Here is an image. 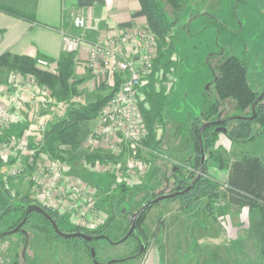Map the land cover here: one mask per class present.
I'll use <instances>...</instances> for the list:
<instances>
[{"label":"rangeland","instance_id":"obj_1","mask_svg":"<svg viewBox=\"0 0 264 264\" xmlns=\"http://www.w3.org/2000/svg\"><path fill=\"white\" fill-rule=\"evenodd\" d=\"M168 10L175 25L165 44L158 40L153 76L148 77L152 86L147 85L138 96L151 137L135 156L134 165L125 166V155L116 158L99 153L111 166L106 162L89 164L85 157L91 152L84 151L83 138L75 149L56 144L54 156L46 157L68 167L70 161L74 165L77 162L65 171V178L69 185H77L79 192L75 203L63 201L58 191L53 201L45 203L38 199L42 192L38 181L43 180L44 165L35 171L29 167L32 160L26 163L25 158H19L15 163L19 171L12 174L9 169L14 164L8 163L13 158L7 157L0 145V179L14 197V207L21 204L19 198L28 195L32 204L47 205L58 215L62 231L103 229L102 237L107 239L57 237L52 226L37 213L29 215L19 232H11L22 215L21 207L8 212L0 208V232L6 233L0 238V264H264L259 247V212L232 205L225 196L228 168L235 159L255 156L264 163L261 135L249 142H234L221 131L212 135L204 155L205 178L213 185L212 197L161 200L144 213L141 231L127 235L129 214L148 200L151 192L179 187L171 168H179L178 178L198 173L196 159L200 154L192 132L194 119L203 123L229 115L230 105L218 116L210 110L215 99L216 63L229 56L241 59L247 64L250 86L258 92L264 87V0H180L178 12ZM160 46L167 55L159 54ZM52 67L49 64L40 68L49 71ZM52 69L56 72V68ZM9 72L0 71V82L9 81ZM16 72L22 81L29 77ZM102 83L97 81L99 86ZM109 84L110 92L114 91L115 79ZM161 89L168 98L159 120L154 116L152 97L154 91ZM64 114L65 111L58 118ZM81 129L85 138L83 124ZM8 130H2V137L13 132ZM154 139H160L158 152L149 149ZM11 153L18 159L15 152ZM118 162L124 168L118 167ZM122 183L126 192L119 189ZM107 221L110 225L106 228Z\"/></svg>","mask_w":264,"mask_h":264},{"label":"trees","instance_id":"obj_2","mask_svg":"<svg viewBox=\"0 0 264 264\" xmlns=\"http://www.w3.org/2000/svg\"><path fill=\"white\" fill-rule=\"evenodd\" d=\"M142 12L146 19V25L155 33L158 40L165 44L166 39L170 38V32L175 25V21L169 18L168 9L179 11L180 0H138ZM0 10L4 12L27 19L30 22L37 23L35 17L32 14L22 12L11 8L9 6L0 5ZM160 55H167L166 51H161V46L159 47ZM75 59V53H63L57 61L56 72L51 70L47 71L43 68H40L36 64V59L27 56V55H18L12 54L10 52H4L0 54V71L1 70H10V71H19L23 74H29L35 77L36 81L40 84H45L56 96L58 99H68L76 94L75 84L80 82L70 81V78L73 75V63ZM155 63V62H154ZM153 63V67H154ZM154 69V68H153ZM152 69V70H153ZM215 78L213 81L214 96L215 99L211 104V113L214 116L222 114V110L227 106H231L229 115H224L222 118L218 116L217 119H221L223 127L227 129L225 133L232 141L234 142H249L254 140L257 136L261 135L264 140V96L262 99L258 100L255 103V100L261 94V91L258 92L254 90L247 78V64L245 61L238 59L234 56H229L226 58L220 59L214 66ZM153 76V71L150 77ZM150 79V78H149ZM149 79H147V85H150ZM120 82L119 76H115V87L114 91L117 89ZM152 86V85H150ZM144 87V88H145ZM110 92L106 96H98L95 101L89 102L85 105H74L71 103L67 107L65 114L51 122L44 134L43 142L40 144L39 150L29 156H26V163L29 161V158H32L33 164L29 165L30 168L33 167L39 154H47L51 157L54 156L56 149V144L58 145H67L72 149H75L79 146L81 138L83 136L81 125L85 122H88L92 119H95L98 115L100 108L109 100L113 92ZM143 92H145L143 90ZM154 98V99H153ZM167 95L164 93V90L153 92V110L154 116L158 117L160 120L163 112V107L167 101ZM138 106L141 111L140 102ZM225 112V109H224ZM142 117L144 119L145 127L148 131L146 139L143 141V145L147 143V139L150 136V124L147 123L143 112L141 111ZM194 119L192 132L194 135L195 149L197 154H200V142L199 137L201 138V144L204 149V154L207 152V149L210 147V139L212 135L217 133L214 130L215 126H210L201 131L199 134V128L204 123H199ZM158 120V121H159ZM216 120V119H215ZM214 121V120H211ZM155 136L154 133H152ZM149 147V146H148ZM160 148V139H154L153 143L150 145L149 149L154 152H158ZM100 154V153H99ZM198 156V155H197ZM87 162H94L101 159L98 153H91L86 155ZM102 160V159H101ZM200 158L199 156L196 159V164L199 167ZM25 163V161H24ZM174 173L172 175L175 178V183L181 185L180 189L186 188L197 176L196 171L185 175L182 174L181 178H178L177 173L179 168H173ZM171 168V173L173 171ZM228 176L226 179V198L227 201L236 206L247 207L251 212H259L261 233H260V254L264 256V163L255 156H243L239 159H235L228 168ZM206 162L204 160L203 172L199 179L194 183V185L186 192L179 194L173 198H179L181 200L191 199L196 196H208L210 195L213 185L205 178ZM198 171V170H197ZM178 179V180H177ZM122 185L120 190L126 192L127 189ZM177 185V186H178ZM176 190L175 187H172L170 190H160L156 193L151 192L148 200L142 201L137 209L142 206L144 203L152 200L154 197L166 193H170ZM14 197L10 194V191L5 184V181L0 179V208L5 212L8 211H17L21 207V217L16 220L15 224L11 227L14 229L17 225L23 220L24 224L27 221L28 217L32 213H37L42 216L50 225L51 223L40 214L38 211H30L26 214L28 208L33 205H37L42 210L48 214L58 225V215L47 205L43 204H32V199L28 195L19 198V207H14ZM172 199V198H169ZM157 203V202H156ZM154 203V204H156ZM154 204L148 207L143 211L140 216L137 218L135 223V229L130 234L135 235L136 232L141 231V219L144 216V213L151 208ZM136 209V210H137ZM135 210V211H136ZM110 222L107 221L105 227H109ZM52 226V225H51ZM130 227V223H129ZM60 230H62L60 228ZM81 231L87 234L96 235L94 239L97 238H106L102 237L103 229L98 231L87 232L83 230H75L74 232ZM19 232V230H17ZM6 233L0 232V238L5 236ZM57 237H60L56 235Z\"/></svg>","mask_w":264,"mask_h":264},{"label":"built area","instance_id":"obj_3","mask_svg":"<svg viewBox=\"0 0 264 264\" xmlns=\"http://www.w3.org/2000/svg\"><path fill=\"white\" fill-rule=\"evenodd\" d=\"M72 24L81 31L79 35L63 34V53H77L85 39L87 20L82 10L73 14ZM157 37L147 26H136L119 33L114 37L96 39L90 42L86 67L90 72L103 80H114L119 76L120 82L109 100L100 108L97 115V124L88 131L84 138V146L92 153H100L102 156L120 157L125 155V166H132L135 156L143 147L148 131L145 127L138 96L147 83L156 56ZM39 67L48 66L50 63L45 58H37ZM9 82L19 84L22 80L16 71L7 74ZM31 86L30 103L20 101L16 104L17 109L28 108L31 105L32 119L36 121L34 134L30 141L20 136L11 135L2 137V130L12 122V110L6 102H0V145L4 151L15 152L17 161L39 150L38 142L54 117L62 114L71 101L55 98L45 84H40L35 77L29 75L26 78ZM18 89H20L18 87ZM0 93L5 99L13 100L15 96L9 93L7 86H0ZM14 97V98H13ZM32 158H29V161ZM106 160V159H105ZM111 166V162H107ZM131 164V165H130ZM9 169L16 174L19 169ZM65 164L58 160L48 159L44 164V172L41 181L42 192L40 202L48 203L54 200L56 191L63 201L74 200L75 203L79 192L77 185H69L65 178ZM115 168V167H114ZM37 183V182H36Z\"/></svg>","mask_w":264,"mask_h":264},{"label":"crops","instance_id":"obj_4","mask_svg":"<svg viewBox=\"0 0 264 264\" xmlns=\"http://www.w3.org/2000/svg\"><path fill=\"white\" fill-rule=\"evenodd\" d=\"M0 5L32 14L37 21V23H33L0 10V54L10 52L12 54L27 55L34 59L45 58L54 68H57V61L63 54L61 45L63 34L79 35L81 33L72 24L73 14L78 10L84 12L87 20L85 39L79 51L75 53L73 79L71 80L72 82L81 81L75 84L76 94L69 98L71 103H77V105H85L95 101L98 96H106L111 91L109 84L111 80L98 78L86 68V57L90 42L96 39L114 37L123 31L146 23L138 0H0ZM52 68L51 71H53ZM97 81L103 82V85H97ZM2 85H8L11 88H9L10 93L15 95V99L9 101L0 93V102H6L12 110V122L4 131L9 129L13 132L5 133L7 134L5 136L17 135L30 141L36 126V121L32 119L31 105L26 109L18 110L16 104L19 100L27 102L31 100V86L26 79L19 81V84H13L7 80V82H0V86ZM51 94L53 95L52 91ZM60 100L68 101V99ZM59 116L54 117L53 121ZM96 119L83 124L86 135L97 124V122H93ZM82 138L84 139V137ZM88 150L87 148L84 149L86 154ZM5 152L4 154L7 157L13 158L8 165L15 164L17 159H14L13 153L11 151ZM76 153L78 154V152ZM46 156L47 154L43 153L38 155L32 167L35 171L47 162L49 158ZM88 163L99 165L104 163V160L99 159ZM69 164V167L68 164L65 166V171L70 166L77 165V162L74 165L70 161ZM78 164L82 165L81 163ZM118 167L124 168L121 164Z\"/></svg>","mask_w":264,"mask_h":264},{"label":"water","instance_id":"obj_5","mask_svg":"<svg viewBox=\"0 0 264 264\" xmlns=\"http://www.w3.org/2000/svg\"><path fill=\"white\" fill-rule=\"evenodd\" d=\"M264 96V87H263V90L261 92V94L258 96V98L255 100V103L262 99ZM223 122V120L221 119H216L214 121H207V122H204L200 128H199V134L201 133V131L207 127H210V126H213V125H217L219 123ZM215 131H221L223 133H226L227 132V129L223 126H217L214 128ZM199 142H200V164H199V169H198V173H197V176L196 178L184 189H180V187H177V189L174 191V192H170V193H166V194H162V195H158L156 197H154L152 200L144 203L142 206H140L136 211H134L133 213L130 214V217H129V223H130V229L127 233V235H130L133 230L135 229V223H136V220L137 218L140 216V214L145 211L148 207H150L152 204L156 203V202H159L161 200H164V199H168V198H173L179 194H182L186 191H188L193 185L194 183L199 179V177L201 176L202 172H203V167H204V160H205V154H204V150H203V147H202V144H201V138L199 137ZM174 171V169H173ZM38 211L40 214H42L44 217H46V219L51 223L52 225V228L54 230V232L56 233V235L60 236V237H63V238H73V237H79V238H82L84 239L85 241H91L94 239V236L90 235V234H87V233H84V232H81V231H77V232H72V233H67V232H64L62 230H60L58 228V225L56 224V222L48 215L46 214L42 208H40L39 206L37 205H33L31 206L30 208H28V210L26 211V214L30 211ZM122 213H124V210H122ZM25 221V219H23L18 225L17 227H15L11 232H17V230L20 229V226L23 224V222ZM92 255H93V251H91Z\"/></svg>","mask_w":264,"mask_h":264},{"label":"flooded vegetation","instance_id":"obj_6","mask_svg":"<svg viewBox=\"0 0 264 264\" xmlns=\"http://www.w3.org/2000/svg\"><path fill=\"white\" fill-rule=\"evenodd\" d=\"M224 122V121H223ZM215 127H217V126H223V124H222V122L221 123H219V124H217V125H214ZM174 172V171H173ZM179 187H181V185H179ZM131 214V213H130ZM130 214H129V216H130ZM94 236H96V235H94Z\"/></svg>","mask_w":264,"mask_h":264}]
</instances>
